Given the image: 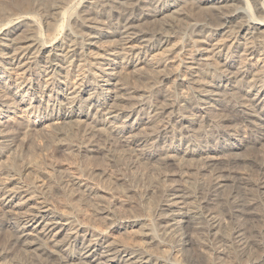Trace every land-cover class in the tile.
Instances as JSON below:
<instances>
[{
	"label": "bare ground",
	"instance_id": "1",
	"mask_svg": "<svg viewBox=\"0 0 264 264\" xmlns=\"http://www.w3.org/2000/svg\"><path fill=\"white\" fill-rule=\"evenodd\" d=\"M71 1L0 0V20L4 22L0 27V153L9 151L16 141L14 127L22 124L15 120L19 113L27 116L40 106L57 109L58 113L39 117L33 125L53 126L55 131H66L65 136L72 128L82 130L94 142L120 137L143 159L155 157L165 165L178 154L183 160L198 159L215 175L212 198L190 208L188 189L169 185L153 227L154 232H160L156 239L151 226H144L141 220L130 226L124 218L113 222L109 209L103 206L101 219L111 221L108 229L74 224L75 216L56 213L46 202H36L25 185L8 176L0 179V230L7 234L0 246V264L22 251L32 254L37 264H75V260L78 264H210L206 252L204 256L203 252L190 255L185 250L197 238L211 243L219 240V248L236 244L233 249L242 257H253L256 250L263 260L264 162L258 163L250 156L251 159H239L236 151L264 140V0H80L75 13L68 16ZM183 30L185 44L169 46L171 39ZM219 36L224 38L213 43ZM239 39L245 42L240 43ZM57 40L59 43L53 44ZM211 53L220 59L217 67L209 59ZM255 56L262 57L257 65L251 62ZM236 61L240 66L233 72L230 68ZM204 66L216 72L215 78L211 74L210 80L204 79ZM167 67L169 74L165 73ZM160 69L165 70L164 74ZM34 70L42 73L43 87L33 79ZM146 71L150 76L158 75L161 83L173 75L178 78V83L173 82L175 87H189L192 95L182 99L171 98L173 94L168 96L164 89V93H158L146 120L149 124L160 119L158 128L152 133L153 138L141 139L132 133L145 104L142 99L136 100L124 83L127 85L130 74L140 76ZM75 73L80 79L71 83L74 90L64 92L70 89L69 80ZM56 85L61 92L55 90ZM89 85L102 95L92 98L90 94L82 101L81 93ZM221 88L222 94L217 92ZM108 100L122 105L117 103L119 107L102 113ZM92 110L102 116L99 125L84 128L83 122ZM195 116L203 118L201 123L207 130L201 127L207 136L211 134L203 145L192 141L196 137L190 140L187 123ZM64 139L65 143L60 142L62 147L68 146ZM217 141H222L224 147L219 149ZM141 147L149 150L144 152ZM247 167L254 168L260 179L250 184L244 174ZM78 179H68V183L81 194L93 192ZM103 199L100 203H104ZM211 204L214 208H210ZM219 215L230 225L226 226L229 235L224 237L219 234L224 228H220ZM133 228L140 231L137 233L145 240V246L127 245L109 234L112 229ZM169 242L176 243L173 251L157 249ZM153 244L157 247L155 252L150 247L154 253L148 249ZM253 258L250 260H259Z\"/></svg>",
	"mask_w": 264,
	"mask_h": 264
},
{
	"label": "rangeland",
	"instance_id": "2",
	"mask_svg": "<svg viewBox=\"0 0 264 264\" xmlns=\"http://www.w3.org/2000/svg\"><path fill=\"white\" fill-rule=\"evenodd\" d=\"M79 2L80 0H72L69 3L68 5L69 11L67 12L69 13L68 16L70 15L72 16L75 13L74 8H76V6L78 5L77 3ZM86 4L87 1L86 3H84V6ZM65 19L67 20L68 18ZM65 19L64 21H66ZM2 24H4V22L0 20V27L3 26ZM185 38H186L185 31L183 30L182 34H178L173 39H171L169 46L176 43H178L179 45H183L185 44ZM222 38L224 37L222 36L217 37L216 40L213 41V43L221 40ZM243 40L244 39H239V42L244 43L245 40L244 41ZM59 41L60 40H57L53 44L56 43L58 44ZM233 41L234 40H232L229 44H231ZM188 48L189 47H187L186 50L188 51L191 50L190 48L189 49ZM160 52L161 51L158 50L157 53ZM185 54L188 53L185 52ZM259 58L261 59L262 57L255 56V58L251 62L257 65L256 61ZM209 59L212 62V64L216 67L220 64V59L218 60L217 56L214 53H211L209 55ZM239 63H240L239 61H236L234 63V66L231 67L230 70L235 72V70L240 66ZM0 65L3 67L2 63H0ZM176 65L177 63L175 64V66ZM165 70H167V72ZM165 70H161L163 71L162 72L163 74L164 71L167 74L170 73L169 67H167ZM202 71H204L203 76L205 80L206 79L210 80V78L213 77L214 74H216V72L211 67L210 68L205 67L204 70L202 68ZM32 72L35 73L36 75V77L33 79L36 81V83H38V85L41 84V86L43 87L45 84L41 79L42 73L39 72L38 70H34ZM147 72L148 71L141 74L140 76L135 74L134 75L130 74L127 77L128 79L126 78L127 85L123 82L124 86L128 87L126 89L134 93L135 99L136 100L142 99L144 101L143 103L145 104L143 106L144 112L140 116L141 119L138 125L135 127V129H133L134 130L132 133L133 135L131 134L132 136L135 135L134 137L141 139L153 138L154 135H152V133L155 134L154 130L158 128L159 123L157 124V121H159L160 119L156 120V122L155 121L151 122L152 124L149 122H148L149 124H147L146 121L148 117L151 115V111H150L151 107L149 106L151 103L154 102L155 98L159 97L158 93H164V91L167 93L168 91L167 93L168 96L173 94L171 98L173 96H174L173 98H179V96H181L182 99L188 98L192 95V91L189 87L188 88L186 86L175 87L177 84H174L173 82L175 81L177 82L178 78L173 77V75H171L166 82L161 83L160 79L156 78V76L158 75L154 74L155 75L154 77L152 74V76H150V74L148 75ZM211 74L213 75L211 76ZM74 75L77 76L76 73ZM74 75L71 77L72 79L70 78L69 80L70 86H68V89L69 88L70 89L65 91L62 90V91L69 93L74 90L72 88L73 87L72 84L75 82V78L80 79V77L78 76L75 77ZM59 78L60 80H63L61 77ZM72 80L73 82H71ZM87 88H88L86 89L87 92L85 91L81 93V99L83 98L82 101H85L84 99H87L90 96V94L92 98H96L102 95L98 93L97 90L93 89L91 85H89V87ZM55 90H58L59 92L61 89L58 88V86L56 85ZM221 90L222 88L219 89L217 92L218 93L220 92V94H222ZM215 98L218 101H220V99L222 101V98L220 97H215ZM117 103L122 105V103H120L119 101L115 102V100H108L104 105L105 107L102 113L103 112L105 113L110 108L114 109L116 106L119 107L120 105L119 104L117 105ZM219 103L222 104V102ZM34 105L36 107H39L37 103H34ZM84 105H86V103ZM43 108L44 107L40 106V108H37V110L36 109H34L33 111L31 110L27 114V116L19 113V115L15 120L19 121L20 123L22 122V124H18L20 126L22 125V127L25 126L22 129L20 126L18 125L15 126L14 124L12 125L11 123L12 127L15 126L14 128L17 129V133L15 132L16 141L13 144H11L12 148L10 147L9 151L5 150L4 152H1L2 154L0 153L1 154L0 179L2 178L6 179L9 176L8 177L9 179L13 178L14 181L22 183L28 188L30 195L36 197V202H41V201L46 202L50 206V208H52L54 211L56 210L55 211L56 213L58 212L64 215L68 214L70 216L72 214L73 217L75 216L74 217L75 220H73L74 224L83 223L87 226L99 227L100 229L103 230L108 229L111 221L106 219H101V213L104 207L105 210L109 209L110 211L109 214L111 215V217L109 218H111L113 222L118 221L120 218H124V220L130 222L128 224L131 226L132 224H134L133 222H135L136 220H141V223H143L144 226L146 224H147L146 227L148 228L149 226H151L150 229L151 231L154 232L155 222L159 214V209L161 205L160 203L162 202L165 194L164 190L169 185H178V186L180 185V187H186L184 189L186 190L188 189L187 191L188 193H190L191 196V198L188 201L190 208L199 205L196 203H200V202L202 203V201L205 202L208 201L210 198H212L211 197L213 193L212 185L214 183L215 175L211 170L207 169L206 166H204L201 163V161L199 162L198 159H197L198 162L194 159L190 160L189 159L190 157H185L183 160L182 158L180 159L181 154H178L176 155L175 158L172 159L174 161H171L169 162L170 164L168 163L167 165H165L161 160L155 157L148 160L143 159L139 155V153L136 152L137 150L134 147L126 144L120 137L109 136L105 139H102L101 141L100 140L98 141L96 139L95 140V142L97 141L96 144L94 141L91 140L90 136L88 137L87 134L82 130H75L72 128L73 130L71 129V132L70 130L67 131L70 132L72 136L73 135L75 136L72 137L70 136V134L69 135L67 134L68 136H65L63 132L66 133V131L64 130L55 131V128L52 129L53 126L51 127L47 126V128L45 127L46 129L40 128L37 127L36 125H33L35 120H37L39 117L56 114L59 111L57 109L52 111ZM60 111L63 112L62 110ZM148 113L150 115H147ZM94 115H95V110H92V112H90V117L86 119L87 124H85L86 121L85 123L83 122L84 128L90 124H91L90 126L99 125L98 121L100 118H102V116L100 115L94 116ZM92 117L95 119H91ZM198 117L202 118L201 116ZM198 117L196 116L193 118L191 117L192 121L188 122L187 126L188 129H190L189 130L190 140L196 137L192 141L193 142L195 141L194 142L195 144L203 145V143L205 144V139L207 141V137H209L211 134L208 133L209 135L207 136V133L205 132L206 127L204 124L201 123L203 118L200 119ZM22 118L24 121L21 120ZM150 125H154L156 127L153 126L151 127ZM201 126H204L205 129L202 128ZM149 128H153L152 129L153 131ZM63 139L64 140L67 139L66 141H68L67 142L68 146L67 144L66 147H62L60 145V142H63ZM69 141L73 142V144L75 145L69 144L70 143ZM197 141L198 143H196ZM209 141L211 142L213 140H211L210 138ZM93 142L96 147H92L94 145ZM217 143L219 145L218 146L219 149L224 147V143H222V141H217ZM249 146L248 147L244 146L241 150L236 151L237 152V153L235 152L236 155L239 154L240 157L239 158L237 155V158L239 159L252 158L256 160L258 163H261L262 161L264 162V158L263 159L261 158V156L264 157V140L259 142L258 144L249 145ZM139 149L143 151L146 150L144 147H141ZM221 154L220 156H222ZM255 154L261 159L260 158L258 159V157ZM224 155L225 154H223V156ZM249 168L248 167L245 168L246 170H244V174H247L248 176L247 178L250 179L249 183L251 184L253 181L259 180L261 176L254 168L253 169L252 168L249 169ZM257 174L259 177L257 176ZM72 178H76V179L79 178L78 180L82 182L85 181L84 183H86L93 190L94 193L93 192L90 194L79 193L76 187L74 188L73 186L70 185V182L68 183V179H72ZM85 194L88 196H86ZM101 197L104 198L103 199L104 203L107 202V205L108 204L111 205V208L109 205H108L109 207L106 206V204L104 205L103 202H101L102 203L101 205L100 203L101 201L100 199H102ZM97 200L99 203L97 202ZM210 208H214V205L211 204ZM219 217L221 218L219 219L222 222V223L219 222L220 228L224 227L221 228V231L223 230L222 233H220L221 231L219 230L220 231L219 234L223 235L224 237V235L227 236L228 234L227 231H229V229L226 226L230 227V225L228 223H225L226 221H224V218H222L221 215H219ZM135 229L138 230L137 228L126 229V230L112 229L109 232L111 236L110 235L109 236L112 238L114 237V239L116 240L119 239L122 243L124 242V244L127 245L138 243L145 246L144 244L145 240L138 236L137 232L140 231L136 232ZM223 232H225L226 234H224ZM154 235L156 239H159L160 232H157L156 230L154 232ZM154 235L152 236L154 237ZM5 236H7V234H5V231L3 229L0 230V246L3 243ZM206 241L207 240L205 238L204 239L197 238V240L195 239L193 244L186 247L185 250H188V253L190 255H197V254L202 255L203 252L202 256H204L206 252L205 257L209 256L207 258L208 261L210 260V264H248V263L252 264L253 262L256 263L259 262L260 264H263L264 258L263 260L261 259L262 258L261 256L263 255H261V253L259 254L258 251L256 250H253L251 256L257 257L259 258V260L255 259V261H251L254 260L253 257L250 256L247 257V255L242 257L240 256V253H238L236 248L235 250L233 249V247H236V244H234L232 247L229 243L226 242L227 243L226 245L231 246L232 249L230 247L229 248L225 247V244L223 245V248H219L220 243L219 244L217 243L219 240L218 241L215 240L217 242L212 241V243L214 244H212L210 240H208L207 242ZM208 242L210 243L208 244ZM175 246L176 243L169 242V244L162 245L161 248L159 247L157 248L156 245L153 244V246L150 245L148 249H150L151 247V249H154V252L157 249L159 251L169 250L168 252H170L176 248ZM155 247L157 249H155ZM202 248L204 249L202 250ZM224 248L225 251L226 249L228 250L226 252H223ZM151 249L150 251L153 252V250ZM221 249L222 251H220ZM230 249L233 251H231ZM219 251L225 254L223 253L219 254ZM235 251L236 253H234ZM254 251L256 252V254ZM10 257L11 256L5 258L4 262H6V264L7 263L10 264L11 262H12L11 264H37V262H35L34 259L32 258V254H27L23 251L14 254L11 258ZM249 257L251 260L249 259ZM74 262L78 264L77 260H75Z\"/></svg>",
	"mask_w": 264,
	"mask_h": 264
}]
</instances>
